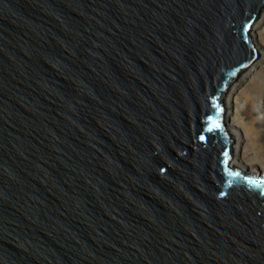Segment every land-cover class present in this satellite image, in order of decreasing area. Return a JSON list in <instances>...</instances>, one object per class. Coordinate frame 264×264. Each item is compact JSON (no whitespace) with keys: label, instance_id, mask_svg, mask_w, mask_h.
Wrapping results in <instances>:
<instances>
[{"label":"water","instance_id":"95a60500","mask_svg":"<svg viewBox=\"0 0 264 264\" xmlns=\"http://www.w3.org/2000/svg\"><path fill=\"white\" fill-rule=\"evenodd\" d=\"M263 9L0 0V264H264L223 108Z\"/></svg>","mask_w":264,"mask_h":264},{"label":"rangeland","instance_id":"374dc122","mask_svg":"<svg viewBox=\"0 0 264 264\" xmlns=\"http://www.w3.org/2000/svg\"><path fill=\"white\" fill-rule=\"evenodd\" d=\"M256 32V37L253 38L254 33ZM264 12L262 11L259 19L255 22L254 27L252 28V42L254 44V39L257 40L258 44L264 43ZM257 51L258 58L253 64L246 69L238 78L236 82L232 84L229 91L223 100V108H224V121L226 125L233 124L232 126L241 127L244 132H247L250 128L248 126L243 125V121H236V111L237 107L235 106V102H239L240 107H249V112L256 116L259 115L261 128L255 131L249 130L250 134L247 135L245 133H237V131L233 129H229V131L234 135L235 143H234V158L237 153L236 148L238 147L240 151V159L242 163L251 164V167H247L245 164H239L237 160L231 162V164H235L234 167L238 166L241 169L245 170L244 172H251L256 176L260 174H264V44H262V50L255 47ZM247 91V94L245 93ZM244 93L246 95H244ZM238 98V101H237ZM250 100V103L249 101ZM247 101V102H246ZM239 111V109H238ZM243 116V115H242ZM241 116V117H242ZM246 116H244L245 118ZM239 120L240 117H237ZM253 120V121H251ZM247 117V125L254 122V119ZM229 126V125H228ZM243 138V139H242ZM255 139V140H253ZM233 158V159H234ZM260 158L262 159V169L259 171L255 169L258 164L255 163ZM239 168V169H240Z\"/></svg>","mask_w":264,"mask_h":264},{"label":"bare ground","instance_id":"6f19581e","mask_svg":"<svg viewBox=\"0 0 264 264\" xmlns=\"http://www.w3.org/2000/svg\"><path fill=\"white\" fill-rule=\"evenodd\" d=\"M263 12H264V9H263ZM256 37V32L254 33V35H253V38H255ZM260 39L261 40H263L264 41V39H262L261 38V36H260ZM254 44H255V47H257V48H259V49H261L262 50V44H264V43H262V44H258L257 43V40L256 39H254ZM264 71V70H263ZM246 94H247V91L245 92ZM244 93V95H246ZM237 101H238V98H237ZM249 101V103H250V100H248ZM247 102V101H246ZM235 106L237 107V111H236V121H243V125L244 126H248V128H250L252 131H255L256 129H260L261 128V124H260V118H259V115L257 114L256 116H254V115H252L248 110H249V108H250V104H249V107H246V108H244V107H240L239 106V102H237V104H236V102H235ZM238 109H239V111H238ZM243 115V116H242ZM242 116V117H241ZM244 116H246L245 118H244ZM249 116V118H250V120L251 119H254V122L252 123V125L249 123L248 125H247V123H246V121H247V117ZM237 117H240V119L238 120L237 119ZM251 121H253V120H251ZM232 123V122H231ZM228 124L227 125V127L229 128V129H233V130H235V131H237V133H245V134H247V135H249L250 134V132H249V130L247 131V132H244L243 130H241V129H243V128H241V127H235V126H232L233 124ZM243 139V138H242ZM253 140H255V139H253ZM236 151H237V153L235 154V158L233 159V162H235L237 159H238V157H239V160H237L238 162H239V164H245L247 167H251L252 165L251 164H246V163H242V161H241V159H240V151H239V149H238V147L236 148ZM253 165L254 164H258V166H256L255 167V169L256 170H260V169H262V159L260 158V160L258 159L257 160V162H255V163H253V162H251ZM233 165H235V164H233ZM251 173V172H250ZM260 174V173H259Z\"/></svg>","mask_w":264,"mask_h":264},{"label":"snow or ice","instance_id":"6c2138e0","mask_svg":"<svg viewBox=\"0 0 264 264\" xmlns=\"http://www.w3.org/2000/svg\"><path fill=\"white\" fill-rule=\"evenodd\" d=\"M216 126L219 127V125H216ZM250 183H252L256 187H261V186H264V179H261L258 181H250Z\"/></svg>","mask_w":264,"mask_h":264},{"label":"clouds","instance_id":"9594fccd","mask_svg":"<svg viewBox=\"0 0 264 264\" xmlns=\"http://www.w3.org/2000/svg\"><path fill=\"white\" fill-rule=\"evenodd\" d=\"M235 168H236V169H238V170H241V171H243V172L245 171V170L241 169V168H240V167H238V166H236ZM239 168H240V169H239ZM246 172H247V171H246ZM251 174H252L253 176H255V175H256V174L254 175L253 173H251Z\"/></svg>","mask_w":264,"mask_h":264}]
</instances>
